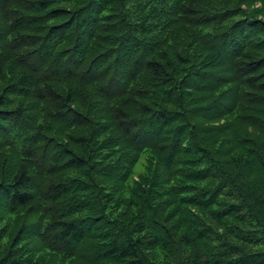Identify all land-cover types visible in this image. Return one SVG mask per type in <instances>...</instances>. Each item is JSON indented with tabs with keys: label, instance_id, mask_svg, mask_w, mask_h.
<instances>
[{
	"label": "trees",
	"instance_id": "trees-1",
	"mask_svg": "<svg viewBox=\"0 0 264 264\" xmlns=\"http://www.w3.org/2000/svg\"><path fill=\"white\" fill-rule=\"evenodd\" d=\"M0 264H264V0H0Z\"/></svg>",
	"mask_w": 264,
	"mask_h": 264
}]
</instances>
